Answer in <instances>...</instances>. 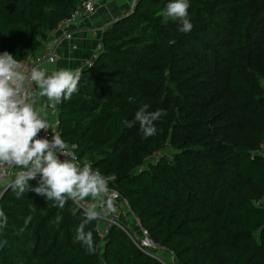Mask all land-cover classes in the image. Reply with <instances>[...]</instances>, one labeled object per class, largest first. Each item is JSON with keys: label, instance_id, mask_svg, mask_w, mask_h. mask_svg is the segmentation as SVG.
Here are the masks:
<instances>
[{"label": "trees", "instance_id": "16d2710c", "mask_svg": "<svg viewBox=\"0 0 264 264\" xmlns=\"http://www.w3.org/2000/svg\"><path fill=\"white\" fill-rule=\"evenodd\" d=\"M79 1L0 0V53H34ZM169 2L134 0L105 23L55 133L108 177L166 264H264V0H188V33L165 21ZM144 104L166 113L147 138ZM39 178L0 195V264H162L115 225L99 239L96 220L89 252L75 241L83 211L32 191Z\"/></svg>", "mask_w": 264, "mask_h": 264}, {"label": "clouds", "instance_id": "9594fccd", "mask_svg": "<svg viewBox=\"0 0 264 264\" xmlns=\"http://www.w3.org/2000/svg\"><path fill=\"white\" fill-rule=\"evenodd\" d=\"M189 6L188 0H171L162 15L165 21H179V30L188 33L193 28L188 18ZM81 75L79 69H59L51 74L37 67L28 71L8 51L0 53V167L7 165L20 169L10 183L17 198L29 191V181L39 174L37 186L32 191L43 195L46 200L55 201L61 209L68 200L80 204L84 219L76 230L75 241L92 252L93 235L91 231H85V227L113 209L112 199L105 198L109 193L108 181L99 170H93L89 162L84 161L81 166L75 156L69 158L65 142L58 134L54 133L51 140L37 138L40 131L47 130L49 125L41 116L42 109L35 107L36 94L31 90L35 83L38 95L55 105L77 92ZM129 101L135 102V98L130 96ZM148 108L144 104L135 113V122L139 123L144 138L156 135L154 122L166 114L162 110L150 112ZM124 124L132 127L133 121H124ZM58 154L65 158L61 159ZM88 197L92 202L85 203ZM31 219L29 216L25 220V227ZM60 219L57 217V223ZM7 223L5 212L0 210V231L7 227ZM23 230L20 229L21 232ZM6 244L7 240H0V248Z\"/></svg>", "mask_w": 264, "mask_h": 264}, {"label": "built area", "instance_id": "2783aa9c", "mask_svg": "<svg viewBox=\"0 0 264 264\" xmlns=\"http://www.w3.org/2000/svg\"><path fill=\"white\" fill-rule=\"evenodd\" d=\"M98 0H80L75 7L69 12V14L63 19L59 20L52 31L49 33L53 37L52 40L46 41L44 39L41 42V45L37 48V50L32 54H27L25 57L17 59L21 64L25 66V69L30 71L31 68L37 67L45 70V65L47 63L54 62L57 58V50L56 44L58 41V36L62 37H70L71 36V28L75 21L78 19L80 15L88 14L94 7V4ZM134 0L129 1V8L133 4ZM128 8V9H129ZM105 25V24H104ZM104 25L99 26L97 29L99 31L103 28ZM96 28H91V31H96ZM99 46V43L96 44V48ZM31 90L35 95V100L37 96V89L35 83L32 84ZM37 108V107H36ZM46 109L49 114L53 115L52 119L47 120L49 128L47 130H41L38 134L37 138H47L51 140L55 133L56 128V113H57V104L53 105L51 102L47 101L44 105L40 106L38 109ZM56 134V133H55ZM66 148L65 151L69 153V158L75 156L76 159L83 165V162L78 159V157L72 151V145L65 143ZM261 145H264V140L261 142ZM60 155L61 159L65 157L62 154ZM88 162V161H87ZM16 166H3L0 167V195L6 188L7 184L14 179V175L17 171H19ZM93 170H96L93 168ZM104 176V175H103ZM37 177H40L39 174ZM106 179L107 176H104ZM109 193L105 197L111 198L113 201V209L108 211L106 215H102L99 219L96 220L95 231L98 235L99 239H101L106 231L108 230L110 225H115L120 228L128 239L132 242V244L138 248L140 251L153 256L158 259L162 264H166V260L163 259L162 255L158 253L159 250L164 249L167 253L172 254L167 251L164 246L156 241L150 236L149 232L146 228H144L134 213L129 208L127 201L112 187L108 185ZM71 209L83 211V208L80 204L69 200ZM264 202V197L262 198ZM92 202L91 197L86 198L85 203ZM130 218V219H129Z\"/></svg>", "mask_w": 264, "mask_h": 264}, {"label": "crops", "instance_id": "0c3cea01", "mask_svg": "<svg viewBox=\"0 0 264 264\" xmlns=\"http://www.w3.org/2000/svg\"><path fill=\"white\" fill-rule=\"evenodd\" d=\"M130 0H98L93 9L85 15H80L71 28L70 37L58 36L56 44L57 58L54 62L47 63L45 70L51 74L54 70L70 69L76 70L87 64L95 50L100 31L99 26L104 25L119 13L128 9ZM96 28V31H91ZM51 34L46 37V41L52 40ZM37 96L35 107L39 108L48 100L46 97L38 95L39 89L36 85ZM41 116L52 119L53 115L42 108Z\"/></svg>", "mask_w": 264, "mask_h": 264}, {"label": "rangeland", "instance_id": "374dc122", "mask_svg": "<svg viewBox=\"0 0 264 264\" xmlns=\"http://www.w3.org/2000/svg\"><path fill=\"white\" fill-rule=\"evenodd\" d=\"M262 85H263V87H264V79H263V81H262ZM262 154L264 155V151H263ZM129 219H130V218H129ZM158 253H159L160 255H162L163 259H165L166 261H170L171 259H173V258L170 256V254L167 253L164 249L159 250Z\"/></svg>", "mask_w": 264, "mask_h": 264}]
</instances>
